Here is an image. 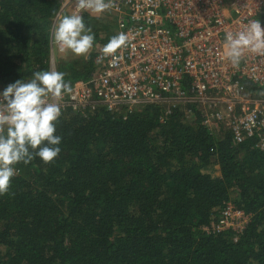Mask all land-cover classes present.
<instances>
[{
  "label": "trees",
  "instance_id": "1",
  "mask_svg": "<svg viewBox=\"0 0 264 264\" xmlns=\"http://www.w3.org/2000/svg\"><path fill=\"white\" fill-rule=\"evenodd\" d=\"M59 1L0 0V91L49 71ZM82 16L93 48L55 57L71 85L94 71L95 45L120 33L110 30V10ZM242 84L258 95L259 86ZM55 134L58 156L17 164L0 195V264H264L257 137L236 142L228 129L210 131L192 103L66 109ZM229 204L246 225L215 231Z\"/></svg>",
  "mask_w": 264,
  "mask_h": 264
},
{
  "label": "built area",
  "instance_id": "2",
  "mask_svg": "<svg viewBox=\"0 0 264 264\" xmlns=\"http://www.w3.org/2000/svg\"><path fill=\"white\" fill-rule=\"evenodd\" d=\"M117 16L124 46L111 55L96 52L95 69L72 83L59 101L66 109L86 112L104 106L131 112L147 104L168 108L192 103L212 132L231 131L236 142L257 137L264 147V55L245 51L238 66L224 56L227 32L250 21L264 27V0H106ZM50 34L49 71L55 70L52 32L60 18L77 12V0H60ZM89 13L80 10L79 14ZM188 85L183 87V80ZM260 87L245 91L242 80ZM248 216L231 204L221 212L215 231L241 230Z\"/></svg>",
  "mask_w": 264,
  "mask_h": 264
},
{
  "label": "clouds",
  "instance_id": "3",
  "mask_svg": "<svg viewBox=\"0 0 264 264\" xmlns=\"http://www.w3.org/2000/svg\"><path fill=\"white\" fill-rule=\"evenodd\" d=\"M108 7L106 0H77V12L58 20L52 32L53 44L74 55L89 53L94 34L79 11L99 14ZM127 40L123 32L113 35L102 52L111 55ZM246 50L264 55V27L259 20L250 21L241 31L225 34L224 56L233 66L239 65ZM64 77L60 71H35L30 80L18 79L0 91V195L8 191L17 164H28L34 158L49 163L60 153L62 137L55 132L61 107L51 98L59 101L72 92Z\"/></svg>",
  "mask_w": 264,
  "mask_h": 264
},
{
  "label": "rangeland",
  "instance_id": "4",
  "mask_svg": "<svg viewBox=\"0 0 264 264\" xmlns=\"http://www.w3.org/2000/svg\"><path fill=\"white\" fill-rule=\"evenodd\" d=\"M112 14H114V12H112V11H110ZM89 14H96V13H90L89 12ZM101 13H99V15H100ZM113 25H111L110 27V30H113L114 32L116 31V29L118 30V24L116 23V19H114L113 20ZM102 35H103V33H101ZM101 47V48H100ZM95 48H96V50L98 51V50H100V49H102V46H101V44H96L95 45ZM71 52V51H70ZM62 56H66V53L65 52H63V53H60V52H57V50H55V57H57V58H60V57H62Z\"/></svg>",
  "mask_w": 264,
  "mask_h": 264
}]
</instances>
